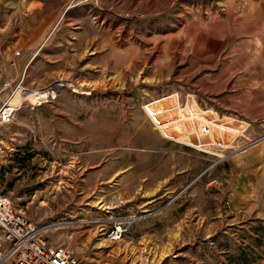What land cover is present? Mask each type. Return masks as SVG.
<instances>
[{"label": "rangeland", "instance_id": "rangeland-1", "mask_svg": "<svg viewBox=\"0 0 264 264\" xmlns=\"http://www.w3.org/2000/svg\"><path fill=\"white\" fill-rule=\"evenodd\" d=\"M6 79L0 192L78 264H264V0H0Z\"/></svg>", "mask_w": 264, "mask_h": 264}, {"label": "built area", "instance_id": "built-area-1", "mask_svg": "<svg viewBox=\"0 0 264 264\" xmlns=\"http://www.w3.org/2000/svg\"><path fill=\"white\" fill-rule=\"evenodd\" d=\"M11 81L1 82L0 92L7 89ZM6 104L7 101H3L0 107V119L8 117L2 114ZM51 225L33 221L14 206L9 196L0 192V264H78L79 258L72 248L48 238ZM125 226L123 222L114 223L105 232L106 238L118 240Z\"/></svg>", "mask_w": 264, "mask_h": 264}, {"label": "bare ground", "instance_id": "bare-ground-1", "mask_svg": "<svg viewBox=\"0 0 264 264\" xmlns=\"http://www.w3.org/2000/svg\"><path fill=\"white\" fill-rule=\"evenodd\" d=\"M36 98L37 94L34 91L26 87L20 86L16 89L15 93L7 102L6 106L2 111V114L10 116L16 109L19 108L20 105L24 103H34Z\"/></svg>", "mask_w": 264, "mask_h": 264}, {"label": "crops", "instance_id": "crops-1", "mask_svg": "<svg viewBox=\"0 0 264 264\" xmlns=\"http://www.w3.org/2000/svg\"><path fill=\"white\" fill-rule=\"evenodd\" d=\"M259 209L262 212V214H264V194H262Z\"/></svg>", "mask_w": 264, "mask_h": 264}]
</instances>
